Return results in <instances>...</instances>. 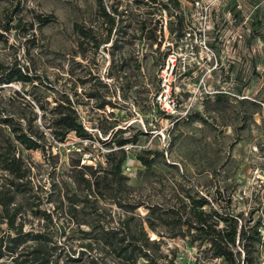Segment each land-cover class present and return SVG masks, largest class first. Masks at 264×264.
Wrapping results in <instances>:
<instances>
[{
    "label": "rangeland",
    "instance_id": "374dc122",
    "mask_svg": "<svg viewBox=\"0 0 264 264\" xmlns=\"http://www.w3.org/2000/svg\"><path fill=\"white\" fill-rule=\"evenodd\" d=\"M19 1L18 14L29 22L35 20L34 35L20 37L13 30L7 43L0 41V60H19L41 80L4 84L0 101L12 108L26 98L38 113L36 124L43 125L38 100L53 106L58 92L68 88L79 122L92 134L86 139L71 132L59 141L42 126L46 154L18 147L17 155L31 169L35 190L45 196L52 192V201L45 198L39 208L69 220L66 224L70 222L74 229L67 232L73 236L70 242L77 247L93 240L83 238L85 233L78 230L93 236L103 224L106 229L129 227L137 236L144 228L151 239L161 240L162 255L175 254L176 264H200L197 247L179 234L185 227L180 231L158 222L152 228L148 223L158 214L169 216L177 209L188 216L190 208L184 209L182 202L191 194L208 200L207 211L241 213L252 219L250 224L260 222L262 241L255 255L264 264V0H179L177 13L188 22L185 32L189 33L183 40L172 31L175 8L168 0H102L116 18L110 36L109 24L99 15L98 0H0V16ZM37 14L54 17L39 25ZM75 23L102 39L97 53L92 47L87 56L80 53ZM143 24L157 26L160 46L142 33ZM177 46L181 61L172 75L173 97L180 104L179 112H189L182 120L167 119L154 103L160 66L169 48ZM92 93L99 96H89ZM104 100L113 104L100 107ZM154 125L159 129L153 131ZM8 130L0 126V145H6ZM135 134V145L126 150L121 167L126 179L113 182L105 197L95 196L82 182V173L89 177L82 166L110 168L108 153L120 151L115 140ZM146 150L165 155L154 156L147 166L136 156L146 155ZM18 200L27 209L24 232L31 236L43 231L41 218L32 213L26 198ZM74 200L79 201L73 204ZM73 208L77 211L72 221ZM105 255L112 262L113 254ZM143 262L141 258L139 263ZM223 263L218 257L201 261ZM59 264L91 263L85 254Z\"/></svg>",
    "mask_w": 264,
    "mask_h": 264
},
{
    "label": "trees",
    "instance_id": "16d2710c",
    "mask_svg": "<svg viewBox=\"0 0 264 264\" xmlns=\"http://www.w3.org/2000/svg\"><path fill=\"white\" fill-rule=\"evenodd\" d=\"M98 1L99 15L109 24L108 36H110L116 18L107 10L102 0ZM150 1L162 3L161 0ZM168 3L175 8L176 22L172 31L175 32L177 38L182 39L186 35L185 27L188 26V22L184 15L177 13L180 10L179 0H168ZM162 6L165 9L169 8V4L166 3H163ZM19 11H21L20 1L11 12L0 16V41L7 43L8 36L13 30L20 37L34 35L35 20L31 22L24 20V15L18 14ZM51 17L54 15L37 14L35 19L39 25H42L48 22ZM162 21L160 20L161 29L160 27L158 29L160 31L162 30ZM74 27L79 35L80 53L87 56L90 47L97 53L102 39L97 38L90 28L77 23ZM141 30L148 39L153 41L154 45H157L156 47L161 45V33L157 34V26L150 27L143 24ZM169 50L166 52L165 58ZM165 58L160 68L164 65ZM38 79L41 80L40 76L36 72H31V69L21 64L19 60L8 63L0 60V89L4 84L14 81L34 83ZM159 87L160 82L154 93V103ZM67 89L60 90L61 93L58 92V96L55 98L56 103L53 106H48L50 104L48 101L45 105L38 100V106L43 112L42 117L45 119L43 125L36 124L38 113L26 98H24V102L21 101L12 108L0 101V126L9 128V133L5 138L6 145H0V168L6 173V175L0 176V264H59L63 259L68 262L74 260L76 255L80 257L85 254L88 255L91 264H112L114 262V264H140L141 258L144 259L142 264H176V255L173 254L170 258L168 255H162L159 252L161 240L151 239L144 228L141 229L140 236L132 233L129 227L107 226L109 228L106 229L104 224L101 225V230L93 236H86L90 232L79 229L78 231L85 233L83 238H93V240L75 247L70 242V238L73 236L67 234L69 230H74L70 227V222L66 224L69 220L67 218L61 220L56 211L39 208L45 198H48V202L52 201V192L45 196L41 191L35 190L30 167L25 164L20 154L17 155L19 144L27 149H41L46 154L48 142L42 126L50 129L53 136L59 141H64L71 132H74L79 138H92V134L79 122L75 101ZM89 96L98 97L99 95L92 93ZM106 103L112 102L104 100L100 107L105 106ZM155 106L159 114L169 117L156 103ZM28 112L31 113V116H28ZM135 140L136 134L130 138L120 137L115 140L116 147L120 151L111 150L108 153L110 168L94 169L90 165L82 166L89 171V177L82 173V182L87 190L93 192L95 196L105 197V191L109 187L112 189L113 182L120 183L126 179L121 169L126 160L127 149L125 146L128 143H134ZM146 151V155L137 154L136 156L147 166L152 164L154 156L165 155L159 150ZM19 197L26 198V205L31 207L32 213L42 219L40 221L43 222V231L31 236L30 233L24 232V215L27 209L24 208V202L18 200ZM186 197H188L187 201L183 199L182 203L184 209L190 208L188 216H184L178 209L169 216L158 214L154 220H148L150 227L155 228L158 222L173 229L179 228L180 231L182 227H185L179 234L184 238L188 236V243L197 247L196 262L198 261L200 264L202 260L209 257L221 258L224 261L223 264H237L241 261L244 264H261L255 255L257 247L262 241V234L259 230L260 222L256 221L250 224L252 219H246L241 213L220 214L216 211H207L205 207L209 202L205 197L191 194ZM77 201L74 200L73 204ZM73 209L70 211L72 221L75 211H77L76 208ZM4 223L6 224L5 228L2 227ZM77 223L81 224L80 221ZM175 236L176 234L173 235V237ZM29 241H33V243H29ZM203 244H208L209 248H202ZM242 252L245 253L244 258H241ZM108 253H112L115 259L112 258L110 263L105 260V254Z\"/></svg>",
    "mask_w": 264,
    "mask_h": 264
},
{
    "label": "built area",
    "instance_id": "2783aa9c",
    "mask_svg": "<svg viewBox=\"0 0 264 264\" xmlns=\"http://www.w3.org/2000/svg\"><path fill=\"white\" fill-rule=\"evenodd\" d=\"M199 2V0L197 1ZM164 29H167V21L164 23ZM189 32H186V35ZM186 35L184 36L186 38ZM183 37V38H184ZM183 38L181 40H183ZM175 47V46H174ZM170 48L168 55L165 58L164 65L160 68L159 71V78H160V87L157 93L155 94V103L158 105V107L165 111V113L169 116L166 117L167 119H175V120H182L184 118H187L188 111L184 114L179 112V103L175 101L173 97V73L174 68L177 67L178 62H180V55L178 53V48ZM159 129L158 125H154L153 131ZM134 143H128L125 146V149L129 150L134 147Z\"/></svg>",
    "mask_w": 264,
    "mask_h": 264
}]
</instances>
